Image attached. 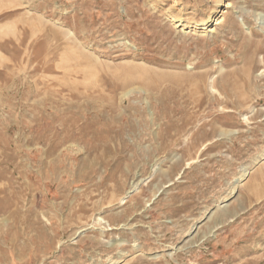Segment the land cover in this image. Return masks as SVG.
I'll list each match as a JSON object with an SVG mask.
<instances>
[{
	"label": "rangeland",
	"instance_id": "1",
	"mask_svg": "<svg viewBox=\"0 0 264 264\" xmlns=\"http://www.w3.org/2000/svg\"><path fill=\"white\" fill-rule=\"evenodd\" d=\"M0 264H264V0H0Z\"/></svg>",
	"mask_w": 264,
	"mask_h": 264
}]
</instances>
